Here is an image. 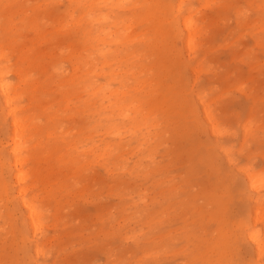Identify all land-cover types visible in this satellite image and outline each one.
<instances>
[{
    "label": "rangeland",
    "instance_id": "1",
    "mask_svg": "<svg viewBox=\"0 0 264 264\" xmlns=\"http://www.w3.org/2000/svg\"><path fill=\"white\" fill-rule=\"evenodd\" d=\"M164 1L169 2L170 0ZM176 2L177 0H175L173 8H168L166 12H162L156 5V0H128L124 8L119 7V9L113 11V17H115L113 19L119 22L123 19L125 24L133 22V27L131 28V30H133L132 34L140 35V39L137 38L133 42L128 43V41H123L124 43L116 48V52L120 54L116 59H121L123 61L122 66L124 68L129 67L130 71H133L134 74V77L131 75L125 78L128 91H126V95L122 99L126 101V106L131 104L133 110L137 109L136 106L141 107L142 116H140V122L143 123L142 126L149 127V131L143 128L140 133L141 135H148L149 132L151 133V135H148L150 137L148 143H150L144 146L142 150L144 152L142 154H152L156 163L151 166V169L149 168L145 172H139L141 170H130L132 173L129 174L126 172V174H122L119 170L114 169L113 171L110 165L108 166L111 167V171H106L107 166L104 165L103 161L94 158L95 156L91 154L92 152L80 154L79 151L82 149L81 146L78 147L77 151L73 148L82 145V143H79V135L81 131H84V129H80L83 119L87 121L86 125L88 129L93 127V131L95 127L105 126L108 122L106 120H98L97 116L88 117L84 115L85 117L83 118H81L82 115L80 114L76 116L73 110L78 102L77 100L69 99L72 96H69L71 94H68L69 92L67 93V86H64L66 84L65 80L66 78L69 79L72 70L69 66V62L63 61V57L65 56L62 57V55H59L58 49H60L59 46L62 45L63 42H68L70 39L64 35L61 36L58 34L54 36L50 34L49 26L55 23L50 14L61 12L67 5L66 0H52L49 1L48 4H45L43 0L27 1L28 8L36 9L32 15L44 14L45 11L48 12V14L41 19V23L39 24L40 30L44 34V39L42 40H40L38 34L28 26L18 30V34L16 35L12 33L7 34L8 36L6 39L4 38L3 32H1L4 42L10 45V63L18 62L32 69L31 80L28 83H32L34 86H30L28 83L20 84V86L25 89L23 102H29L32 100L31 94L35 95L36 97L32 101L34 103V112L38 115V120L42 123L43 130L46 131L48 129L54 132L50 140L45 136L41 137L39 142H46L44 146L39 149L37 156L39 159H37L36 162L38 167V179L35 190H37L36 193L39 195V199L42 198V209L45 213L46 223L49 224L47 233L53 241L47 243V245L49 244L48 246H45V250H49V252L45 258L46 262L44 264H115L116 262V264H205L204 258L208 256L213 257L211 264L264 263V257H262L261 261L257 260L253 253L252 245H250L251 243L246 238L242 237L243 228L238 223L239 221H243L245 224H248L247 227L250 230L259 228L262 233L261 236L264 237V230L261 229L262 227L257 225L254 227L251 217H249V215H244V213L247 214L249 209L250 204H248L247 196L248 193L251 192L247 191L244 194L239 192L241 175L237 174L236 178L234 177L233 181H230L229 193L231 196H224L221 194V189H216L218 182L217 174H214L210 170L208 160H203L202 158L207 152L213 153L215 156V163L220 167L219 177L223 178L225 184H227L230 179V176L226 174H234V169L230 171L232 167L228 165L224 154L221 152L220 146L230 149V154L237 165L249 164L254 169L264 170V0H186L181 12L176 11ZM151 10H153V12L148 14ZM188 13L195 18L201 28L196 36L198 49L193 54H188V52L185 51V31L181 24L182 17H185ZM14 20L13 23L15 22L16 28H19V18ZM5 22L2 21L4 25ZM259 29L261 31H259ZM119 32L122 33L123 30L120 29ZM137 48L139 49L136 50ZM170 49L171 54L168 53ZM47 50H49V52H46ZM239 50L241 51L239 52ZM24 51L26 53H24L25 56L23 55V58L20 53ZM200 65L203 70L207 69V73L201 70V73L195 76L192 72V68H198ZM116 66L117 65L108 66L105 70L107 72L108 70L112 71V69L117 71L115 69ZM123 70L125 69L122 68V71ZM9 77L12 81H17L13 74H9ZM93 79H96L97 82L102 84L106 81L105 77L102 75H98ZM35 86L38 87L35 88ZM117 86L118 84L116 82H111L110 87L112 89ZM238 86L243 87L241 89L242 94L240 90L239 92L234 90L235 87L238 89ZM229 88L234 89L229 90ZM69 89L72 90L74 88L69 87ZM260 93H262V95ZM196 95L203 96L206 102H208V100L210 102V100L213 99L212 102H210L213 106V113L218 119L220 127L224 130H228L225 135L222 137H215L206 128L207 124L199 109V104L196 99L198 96ZM67 99L69 102L66 101ZM35 105L43 109L46 108V110H40L38 107H35ZM66 105L68 110H64ZM53 113L54 119L48 117ZM49 119L54 121H49ZM117 119L115 121L120 123ZM248 120H250L253 131L250 136L246 137V140L243 141L244 134L242 125ZM126 122H130V120L127 119ZM5 131L6 125L4 127L0 126V145L2 146L6 145L4 141L6 135ZM98 132H100V128ZM64 133H66L65 138L62 139L60 135ZM95 134H93L94 140L97 139L95 144H99V137ZM50 141L52 144L49 149ZM54 143L58 144V146H54ZM135 154H126L129 156L127 160L129 167H131L136 160ZM155 165H157V167ZM2 168L3 167L0 165V177L4 176L6 178L8 175L7 171L5 168ZM145 173L147 175L144 177L143 174ZM151 174L153 177H151ZM139 176L142 178L144 177V179H141ZM96 180L99 182H96ZM135 183L137 184L135 185ZM159 183H161L160 186H158ZM131 184L135 190L132 189L133 187ZM104 186L106 187L105 189ZM143 190H146V193L152 197L153 195L158 196L159 194L166 195L163 196L165 202L161 199L160 203L166 206L167 210L164 209L163 213L167 211V216L164 218L165 220L163 219L159 224L154 222L156 221L155 219L150 221V217H148L149 215L146 214V212H142L139 217H133V215H135L134 212H136V210H141V207L138 204L136 206L133 205L129 197L138 198V195L136 196L135 194ZM151 190L154 191L152 192ZM131 192L132 195H130ZM98 195L100 197H98ZM14 196L15 192L13 190L8 192V195L0 197V253L2 254H0V264H23V252L30 246V243L22 239L21 228L23 227V223L20 214L21 209L17 202V198ZM119 197L121 199H119ZM214 198H216V200ZM129 200L130 202L128 203L127 201ZM186 200L189 201L187 202ZM11 203L12 205H10ZM98 203V206L102 207L99 208L97 206ZM149 203L150 202L147 201V209L151 205ZM160 203L151 205L150 210L152 208L158 209L161 207L162 205H159ZM172 204L173 206H171ZM210 204L211 206H209ZM112 207L113 209L110 210ZM215 207H220L223 210L221 209L218 214L209 213V209ZM114 208L116 211H114ZM84 213H86V215ZM95 213L99 215V217L101 214L102 218H99ZM114 213H117V217ZM111 217L115 219L113 218L111 220ZM216 218L218 220L220 218V221L218 222ZM224 219L226 220L223 221ZM168 220L173 222H168ZM137 221H140V223ZM55 222H58V224H54ZM117 223L121 228L117 227ZM149 223L152 224L149 225ZM125 225L128 226L126 227ZM62 226L63 228H61ZM78 227L83 228L79 229ZM154 227L156 230H153ZM238 227L241 228L239 229ZM129 228L134 230L136 235L139 234V236H137L138 240L129 241L124 238L125 233L131 231ZM102 229L103 231H101ZM99 231L101 234H99ZM55 233L57 235H55ZM109 233L111 234L109 235ZM141 233L147 235H140ZM176 233H178V235ZM113 234L115 235L113 236ZM30 235L29 233L27 236ZM121 236L123 238H121ZM237 236H239L238 239L235 238ZM220 237L225 239V244L223 246L229 251L228 255L226 254L230 259L229 263H223L220 257H218V255L222 256L218 248L212 247ZM38 238L40 240L41 235H39ZM89 238H91V241H89ZM81 239L83 240L81 241ZM94 241L96 242L93 243ZM97 242L98 245L96 244ZM142 244L146 246L144 247ZM151 245L152 247H150ZM155 245L156 247H154ZM49 246L51 247L49 248ZM177 246L179 247L177 248ZM160 251H163L162 253H164V255H162ZM183 251L186 252L182 253ZM175 253L177 254L175 255ZM108 254L109 257H107ZM136 255L138 257H136ZM92 256L94 257L92 258ZM127 256L129 258H127ZM55 258L58 259L56 260ZM119 259L120 261L118 262ZM112 260L113 262H111Z\"/></svg>",
    "mask_w": 264,
    "mask_h": 264
},
{
    "label": "bare ground",
    "instance_id": "2",
    "mask_svg": "<svg viewBox=\"0 0 264 264\" xmlns=\"http://www.w3.org/2000/svg\"><path fill=\"white\" fill-rule=\"evenodd\" d=\"M28 0H0V126L6 125V135H5V146L0 145V165L6 169L7 171V177L6 179L4 176L0 177V197L8 195V192H11L14 190L15 196L17 198V202L19 203V207L21 209V216H22V223L23 227L21 228V235L23 241L26 240L28 243H30L29 248L24 250L23 254V264H44L45 258L48 255L49 250H45V246L47 243H50L51 237H49L47 230L49 228V224L46 223L45 219V213L42 209V202L41 199H39V195L36 193L37 190V179H38V167H37V159H39L38 153L39 149L44 146L45 142H39L41 140L42 136L47 137L49 140L50 137L54 135V132L51 130H43L42 123L38 120V115L34 112V103L32 102L35 99V95H32L31 92V99L29 102L24 103L23 102V94L25 93V89L20 86L21 83H28L31 80L32 76V69L29 68V66H23L21 63L14 62L10 63V45L3 40L4 38L8 36L7 34L12 33L14 35L18 34V30L21 28L28 26L29 28L33 29L36 34H38V37L40 40L44 39V34L40 30V23L41 19L48 14L47 11H45L44 14H34L32 13L36 10L35 8H28ZM49 1L52 0H43L45 4H48ZM67 5L61 12H54V14H50L52 16V20L55 22L53 25L49 26L50 34L52 35H58L61 36L64 35L67 38L70 39L68 42H63L62 45H60V49H58L59 55L65 56L63 57V61L69 62V66L71 67L72 74L70 75L69 79L66 78L65 82L66 84L64 86H67V93L71 94L69 96V99L77 100L78 104H76L74 111V114L78 116L79 114L82 115L81 118L85 117L84 115H87L88 117L91 116H97L98 120H106L108 123L105 124V126L102 127H95V130L93 131L92 128L88 129L87 127V121L83 119L81 122L82 127L80 129H84V131H81V134L79 135V143H82V145H78L73 147L76 151L79 146L82 147V149L79 151L80 154H88L89 152H92L91 154L95 156L99 161H103L104 165L107 166L106 171H109L112 167L113 171L119 170L122 174L126 172L132 173L130 170L139 171V172H145L147 169H151L154 165L155 160L152 154H142L144 151V146L148 143L150 137L148 135H151L149 132L148 135H141L140 131L145 128L148 129L147 126H142V122H140L142 116L141 113V107L136 106L137 109L133 110V106L131 104H128L129 106H126V101L122 98L125 97L126 91H128V85L125 81V78L127 76H133V71H130L129 67L124 68L122 66V60L116 59V57L120 54L116 52V48L120 45H122L123 41H128V43L135 41L137 38L140 39V35L132 34L133 30L131 28L133 27V22H129L125 24V21L121 19V21H117L116 19H113V11L116 9H119V7L124 8L125 3L128 0H66ZM186 0H177L176 2V11L181 12L182 7L184 5ZM52 3V2H51ZM207 4V3H206ZM149 5V4H148ZM156 5L162 12H166L167 9H171L175 5V0H170L169 2H165L164 0H156ZM240 5V4H239ZM38 6V5H37ZM57 9V8H56ZM130 11V10H129ZM153 10L149 11L148 14L152 13ZM249 12V11H248ZM228 13V12H227ZM158 15V14H157ZM230 16V15H229ZM228 17V16H227ZM20 20V27L16 28V25L13 23L14 19ZM112 18V19H111ZM51 20V22H52ZM251 20V19H250ZM2 21H6L5 25L2 23ZM15 21V20H14ZM17 21V20H16ZM182 27L185 31V39H184V46L186 48V52L188 54H193L198 49V44L196 42V36L199 32L200 25L195 20V18L188 13L185 17H182ZM125 24V25H124ZM144 25V24H143ZM246 26V25H245ZM122 29L123 32L120 33L119 30ZM32 30V31H33ZM259 31H261L259 29ZM201 36V35H200ZM219 36V35H218ZM62 38V37H61ZM213 38V37H212ZM211 39V38H210ZM212 40V39H211ZM9 42V41H8ZM140 42V41H139ZM138 42V43H139ZM257 42V41H256ZM255 45V44H254ZM47 46V45H46ZM257 46V45H256ZM43 47V46H42ZM123 47V46H122ZM125 47V46H124ZM137 48L136 50H138ZM217 49V48H216ZM242 49V48H240ZM135 50V51H136ZM212 50V49H211ZM241 50H239L240 52ZM20 52V51H19ZM46 52H49L47 50ZM24 52H21V57H23ZM126 53V52H125ZM168 53L171 54V49L168 51ZM222 53V52H221ZM187 54V53H186ZM187 54V55H188ZM39 55V54H38ZM25 56V55H24ZM50 56V55H49ZM45 57V56H44ZM61 57V58H62ZM192 57V56H191ZM24 58V57H23ZM50 58V57H49ZM189 58V57H188ZM21 59V58H19ZM26 59V58H25ZM202 59V58H201ZM62 60V59H61ZM28 61V60H27ZM193 61V60H192ZM43 62V61H41ZM221 62V61H220ZM199 64V63H198ZM117 65L115 67V70L112 69V71L108 72L105 70L106 67ZM128 65V63H127ZM197 66V65H196ZM98 67V68H97ZM191 67V66H190ZM235 67V66H234ZM122 68L125 69L122 71ZM163 69V68H162ZM193 73L195 76H197L199 73H201V70L203 68L201 67H195L192 68ZM242 70V69H241ZM240 70V71H241ZM130 72V74H129ZM167 72V71H166ZM191 72V73H192ZM204 73H207V69L203 70ZM244 72V71H243ZM9 74H13L17 81L14 82L10 79ZM120 74V75H119ZM167 74V73H166ZM213 74V73H212ZM241 74V73H240ZM243 74V73H242ZM98 75H102L105 77L106 81L105 83H99L96 79H93L94 77H97ZM53 76V75H52ZM222 76V75H221ZM244 76V75H243ZM54 77V76H53ZM156 78V77H155ZM116 82L118 84L117 87L111 88V82ZM245 81V80H244ZM261 83V82H260ZM264 84V83H263ZM30 86H34L32 83H28ZM38 86H35L37 88ZM69 87H73L74 89L70 90ZM34 88V87H33ZM243 87H239L238 89H234L236 91L241 92V89ZM130 89V88H129ZM134 89V88H132ZM34 91V90H33ZM235 91V92H236ZM222 93V92H221ZM224 93V91H223ZM196 94V93H195ZM242 94V92H241ZM245 94V93H244ZM262 95V93H260ZM198 96V95H196ZM225 97V96H224ZM199 109L202 113V116L207 124L206 128L209 130V132L214 135L215 137H222L226 134L228 130H224L222 127H220V123L216 116L213 113V106L210 102L212 100H208L206 102L203 99V96L196 97ZM217 99V98H216ZM214 99V100H216ZM42 100V99H41ZM66 101L69 102L67 99ZM31 103V106H30ZM46 106V105H45ZM145 106V105H144ZM228 106V105H227ZM232 106V105H231ZM35 107H38L35 105ZM40 110H46V108L38 107ZM64 110H68L67 105L64 108ZM199 111V112H200ZM246 113V112H245ZM244 114V113H242ZM73 115V114H72ZM46 116V115H45ZM74 116V115H73ZM51 119H54V113L50 116ZM243 117V116H242ZM67 118V117H66ZM118 118V119H117ZM161 118V117H160ZM57 119V118H56ZM71 119V118H70ZM119 120V122H116L115 120ZM132 120V122H126V120ZM139 119V120H138ZM159 119V118H158ZM199 119V118H198ZM197 119V120H198ZM200 120V119H199ZM198 120V121H199ZM241 120V119H240ZM49 121H54L50 120ZM116 123H115V122ZM164 121V120H163ZM162 123V122H161ZM239 123V122H238ZM99 125V124H98ZM241 126V125H240ZM243 141L246 140V137H249L250 134L253 131V128L250 125V120L243 123ZM241 126V127H242ZM100 128V132L99 131ZM74 131V130H73ZM197 131V130H196ZM201 131V130H200ZM96 133V134H95ZM98 133V134H97ZM65 134L60 135L62 139L65 138ZM76 134V133H75ZM97 135L99 144H95L96 140H94V135ZM193 135V134H192ZM197 135V134H196ZM211 135V136H212ZM191 136V135H190ZM189 136V137H190ZM260 136V135H259ZM59 137V138H60ZM67 137V136H66ZM193 137V136H192ZM2 138V137H1ZM58 138V136H57ZM209 138V137H208ZM77 139V138H76ZM44 140V139H43ZM188 140V138H187ZM240 140V139H239ZM53 141V140H52ZM64 141V140H63ZM3 142V141H2ZM64 143V142H62ZM150 143V142H149ZM148 143V144H149ZM52 142H49V149L51 148ZM67 144V143H66ZM73 144V143H72ZM214 144V143H213ZM220 144V143H218ZM242 144V143H241ZM240 144V145H241ZM216 145V144H215ZM54 146H58V144L54 143ZM80 147V148H81ZM203 148V147H202ZM221 152L224 154V157L230 167H232L234 174H226L227 176H230V179L227 184L224 183L223 178L219 177V170L220 167L215 163V156L213 153H206L205 156H202L203 160H208V166L210 167V170L217 174V186L216 189H221V194L224 196H231L229 193L230 189V181H233V178H236L237 174L241 175V183L239 192L245 193L247 191L251 192L248 193L247 200L249 205V209L247 211V214L252 219V223L254 227L261 226L264 230V170H258L254 169L251 165H237L234 162V159L232 158L230 154V149L224 146H220ZM240 148V147H239ZM246 148V147H245ZM250 148V147H249ZM67 149V148H66ZM37 150V152H36ZM68 150V149H67ZM211 150V149H210ZM216 150V149H215ZM208 151V150H207ZM45 152V151H44ZM49 152V150H48ZM63 152V151H62ZM70 153V152H69ZM68 153V154H69ZM94 153V154H93ZM132 153V155H136V160L133 162L132 166L129 167L127 164L128 157L126 154ZM45 154V153H44ZM155 154V153H154ZM183 155V154H182ZM131 156V155H130ZM236 156V155H235ZM92 157V156H91ZM238 157V155H237ZM241 157V156H240ZM91 159V158H90ZM130 159V158H129ZM132 159V158H131ZM111 160V161H110ZM161 160V158H160ZM241 160V159H240ZM83 161V160H82ZM258 161V160H257ZM55 162V161H54ZM72 162V161H71ZM95 162V161H94ZM177 162V161H176ZM68 163V162H67ZM79 163V162H78ZM98 163V162H96ZM56 164V162H55ZM91 164V163H90ZM94 164V163H93ZM163 164V162H162ZM239 164V163H238ZM244 164V163H243ZM257 164V163H255ZM260 164V163H259ZM53 165V164H52ZM110 165L111 167H109ZM180 165V164H179ZM198 165V164H197ZM56 166V165H55ZM97 166V165H96ZM99 166V165H98ZM157 167V165H155ZM49 167V166H48ZM78 167V166H77ZM102 167V166H101ZM105 167V166H104ZM188 167V166H187ZM228 167V166H226ZM229 167V168H230ZM255 167V165H254ZM2 168V169H3ZM73 168V167H72ZM186 168V167H185ZM197 168V167H196ZM223 168V167H222ZM225 168V167H224ZM256 168V167H255ZM76 169V168H75ZM182 169V168H181ZM69 170V168H68ZM67 170V171H68ZM104 170V168H103ZM175 170V169H174ZM184 170V169H183ZM202 170V169H201ZM223 170V169H222ZM64 171V170H63ZM96 171V170H95ZM105 171V172H106ZM111 171V170H110ZM227 171V170H226ZM72 172V171H71ZM163 172V171H162ZM228 172V171H227ZM96 173V172H95ZM134 173V172H133ZM157 173V172H156ZM161 173V172H160ZM186 173V172H185ZM83 174V173H82ZM97 174V173H96ZM117 174V173H115ZM74 175V174H73ZM101 175V174H100ZM109 175V174H108ZM121 175V174H120ZM118 175V176H120ZM142 175V174H141ZM147 174H143L145 177ZM156 175V174H155ZM60 176V175H59ZM72 176V175H70ZM123 176V175H122ZM132 176V175H131ZM163 176V175H162ZM130 177V176H129ZM136 177V176H135ZM140 177V176H139ZM144 177H140L141 179H144ZM151 177L152 174H151ZM150 177V178H151ZM159 177V176H158ZM54 178V177H53ZM103 178V177H102ZM108 178V177H107ZM133 178V177H132ZM131 178V179H132ZM149 178V176H148ZM179 178V177H178ZM214 178V177H213ZM221 178V179H220ZM71 179V178H69ZM91 179V178H90ZM112 179V178H111ZM120 179V178H118ZM128 179V178H127ZM139 179V178H138ZM232 179V180H231ZM64 180V179H63ZM103 180V179H102ZM117 180V179H116ZM169 180V179H168ZM62 181V180H61ZM80 181V180H79ZM85 181V180H84ZM92 181V179H91ZM90 181V182H91ZM98 180H96L97 182ZM107 181V179H106ZM105 181V182H106ZM124 181V180H123ZM151 181V180H150ZM157 181V179H156ZM163 181V180H162ZM166 181V180H165ZM59 182V181H58ZM99 182V181H98ZM118 182V180H117ZM127 182V181H126ZM132 182V180H131ZM129 182V183H131ZM146 182V181H145ZM167 182V181H166ZM134 183V180H133ZM138 183V182H137ZM135 183V185L137 184ZM141 183V182H140ZM147 183V182H146ZM156 183V182H155ZM168 183V182H167ZM170 183V182H169ZM55 184V182H54ZM66 184V183H65ZM80 184V183H79ZM101 184V182H100ZM127 184V183H126ZM139 184V183H138ZM152 184V183H151ZM161 183L158 184L160 186ZM165 184V183H164ZM95 186L94 184H92ZM91 185V186H92ZM117 185V184H116ZM121 185V184H120ZM128 185V184H127ZM132 185V184H131ZM184 185V184H183ZM182 185V186H183ZM92 186V187H93ZM109 186V185H108ZM125 186V185H124ZM130 186V185H129ZM141 186V185H140ZM139 186V187H140ZM144 186V184H143ZM156 186V185H155ZM166 186V185H165ZM99 187V185H98ZM103 187V186H102ZM118 187V186H117ZM123 187V186H122ZM133 187V185H132ZM138 187V188H139ZM176 187V186H175ZM106 187L104 186V189ZM109 188V187H107ZM119 188V187H118ZM121 188V187H120ZM124 188V187H123ZM147 188V187H146ZM162 188V187H161ZM179 188V186H178ZM198 188V187H197ZM11 189V190H10ZM91 189V188H90ZM89 189V190H90ZM94 189V188H93ZM110 189V188H109ZM108 189V190H109ZM127 189V188H126ZM133 190L134 187L132 188ZM150 189V188H149ZM78 190V189H77ZM103 190V188H102ZM107 190V192H108ZM125 190V188H124ZM87 191V188H86ZM93 191V190H90ZM89 191V193H90ZM96 191V190H95ZM130 191V190H128ZM149 191V190H148ZM152 191V190H151ZM154 191V190H153ZM152 191V192H153ZM176 191V189H175ZM173 191V192H175ZM40 192V191H39ZM59 192V191H58ZM68 192V191H67ZM74 192V191H73ZM113 192V191H112ZM111 192V193H112ZM125 192V191H123ZM121 192V193H123ZM189 192V191H188ZM76 193V192H75ZM95 193V192H94ZM100 193V192H99ZM103 193V192H102ZM110 193V194H111ZM127 193V191H126ZM166 193V192H165ZM168 193V192H167ZM179 193V192H178ZM181 193V191H180ZM179 193V194H180ZM84 194V193H83ZM98 194V193H96ZM109 194V193H108ZM119 194V193H118ZM117 194V195H118ZM125 194V193H124ZM129 194V193H128ZM158 194V193H156ZM155 194V195H156ZM173 194V193H172ZM178 194V195H179ZM80 195V194H79ZM114 195V196H117ZM132 195V192L131 194ZM138 198H133L132 196L129 197L132 200L133 205H140L141 210H136L134 212L135 215L133 217H139L140 214L143 212H146L150 217V221H154L155 223L159 224V222H162L164 218L167 216L166 213H163L164 209H166V206L162 205L160 203L161 199H163V196H166L164 194H159L158 196H150L146 193V190H143L142 192H139ZM177 195V193H176ZM201 195V194H199ZM89 196V195H88ZM106 196V195H105ZM123 196V195H122ZM171 196V195H170ZM169 196V197H170ZM192 196V195H191ZM190 196V197H191ZM209 196V195H208ZM12 197V196H11ZM56 197V196H55ZM65 197V196H64ZM78 197V196H77ZM91 197V195H90ZM98 197H100L98 195ZM112 197V196H110ZM177 197V196H176ZM175 197V199H176ZM187 197V196H186ZM207 197V196H206ZM205 197V199H206ZM48 198V196H47ZM57 198V197H56ZM61 198V197H60ZM68 198V196H67ZM80 198V197H79ZM88 198V197H87ZM116 198V197H114ZM118 198V197H117ZM168 198V197H167ZM180 198V197H179ZM15 199V198H14ZM45 199V198H44ZM78 199V198H77ZM109 199V198H108ZM119 199H121L119 197ZM160 199V200H159ZM166 199V198H165ZM173 199V198H172ZM171 199V201H172ZM216 200V198H214ZM75 200V198H74ZM81 200V199H79ZM85 200V199H84ZM164 200V199H163ZM170 200V199H169ZM202 200V199H201ZM3 201V200H1ZM48 201V200H47ZM46 201V202H47ZM51 201V200H49ZM73 201V200H72ZM71 201V202H72ZM77 201V200H76ZM99 201V200H98ZM104 201V200H103ZM112 201V200H111ZM147 201H149L151 205H154L155 203H160L159 205H162L158 209L152 208L150 210V206L147 209ZM179 201V200H178ZM187 201V200H186ZM189 201V200H188ZM187 201V202H188ZM208 201V200H206ZM57 202V201H56ZM59 202V201H58ZM66 202V201H65ZM70 202V203H71ZM83 202V201H82ZM89 202V201H88ZM86 202V203H88ZM93 202V201H91ZM90 202V203H91ZM95 202V201H94ZM107 202V199H106ZM115 202V201H114ZM126 202V201H125ZM128 203L130 202L127 201ZM165 202V200H164ZM196 202V200H195ZM78 203V202H77ZM100 203V202H99ZM97 204V206L99 205ZM104 203V202H103ZM102 203V205H103ZM124 203V202H123ZM175 203V202H174ZM215 203V202H213ZM107 204V203H106ZM170 204V203H169ZM192 204V203H191ZM202 204V203H201ZM222 204V203H221ZM3 205V204H2ZM12 205V203L10 204ZM66 205V204H65ZM68 205V204H67ZM101 205V204H100ZM120 205V204H119ZM124 205V204H123ZM122 205V206H123ZM176 205V204H175ZM5 206V205H4ZM76 206V203H75ZM80 206V205H78ZM85 206V204H84ZM114 206V205H113ZM117 206V205H116ZM132 206V205H130ZM168 206V205H167ZM173 206V204L171 205ZM170 206V207H171ZM182 206V205H181ZM185 206V205H184ZM187 206V205H186ZM211 206V204L209 205ZM2 207V206H1ZM74 207V206H73ZM86 207V206H85ZM99 207V206H98ZM102 207V206H100ZM99 207V208H100ZM118 207V206H117ZM138 207V206H137ZM169 207V206H168ZM180 207V205H179ZM196 207V206H195ZM3 208V207H2ZM93 208V207H92ZM107 208V207H106ZM125 208V207H124ZM129 208V207H128ZM133 208V207H132ZM175 208V207H174ZM184 208V207H182ZM189 208V207H188ZM194 208V207H193ZM191 208V209H193ZM201 208V207H200ZM11 209V208H10ZM16 209V208H15ZM113 207L110 209L112 210ZM127 209V208H126ZM177 209V207H176ZM175 209V210H176ZM222 208L215 207L210 208L209 213L218 214L220 213ZM8 210V209H7ZM85 210V209H84ZM83 210V211H84ZM109 210V209H108ZM167 210V209H166ZM180 210V209H179ZM187 210V209H186ZM194 210V209H193ZM192 210V212H193ZM223 210V209H222ZM244 210V209H243ZM12 211V210H11ZM53 211V210H52ZM57 211V210H56ZM114 211L115 208H114ZM121 211V210H120ZM208 211V210H207ZM1 212V211H0ZM87 212V211H86ZM112 212V211H111ZM175 212V211H174ZM184 212V211H182ZM200 212V211H199ZM197 212V213H199ZM229 212V211H228ZM89 213V212H88ZM100 213V212H99ZM113 213V212H112ZM123 213V212H122ZM125 213V212H124ZM129 213V212H128ZM127 213V215H128ZM176 213V212H175ZM196 213V212H195ZM57 214V213H56ZM86 215V213H84ZM96 214V213H95ZM94 214V215H95ZM115 214V213H114ZM117 214V213H116ZM115 214V216H116ZM130 214V213H129ZM174 214V213H173ZM186 214V213H185ZM1 215V214H0ZM16 215V214H15ZM93 215V214H92ZM97 215V214H96ZM105 215V214H104ZM103 215V216H104ZM126 215V216H127ZM143 215V214H142ZM158 215V216H157ZM187 215V214H186ZM192 215V214H191ZM239 215V214H238ZM3 216V215H2ZM19 216V215H18ZM53 216V215H52ZM99 217V215H97ZM107 216V215H106ZM124 216V215H123ZM170 216V215H169ZM176 216V215H174ZM189 216V215H188ZM228 217V215L226 214ZM88 217V216H87ZM93 217V216H92ZM101 217V214H100ZM99 217V218H100ZM117 217V216H116ZM181 217V216H180ZM193 217V216H192ZM202 217V216H201ZM224 217V216H223ZM241 217V216H240ZM243 217V216H242ZM248 217V216H247ZM20 218V217H19ZM102 218V217H101ZM106 218V217H105ZM114 218V217H113ZM111 217V220L113 219ZM158 218V219H157ZM182 218V217H181ZM231 218V217H230ZM235 218V217H234ZM239 218V217H238ZM245 218V217H244ZM82 219V218H81ZM89 219V218H88ZM96 219V218H95ZM104 219V218H103ZM109 219V218H108ZM115 219V218H114ZM129 219V218H128ZM137 219V218H136ZM146 219V218H145ZM168 219V218H167ZM199 219V218H198ZM197 219V220H198ZM217 219V218H216ZM241 219V218H240ZM5 220V219H4ZM9 220V218H8ZM15 220V219H14ZM19 220V219H16ZM80 220V219H79ZM118 220V219H117ZM125 220V219H123ZM122 220V221H123ZM144 220V219H143ZM165 220V219H164ZM170 220V219H169ZM168 222H173L169 221ZM218 220V219H217ZM224 219L223 221H225ZM228 220V218H227ZM231 220V219H230ZM6 221V220H5ZM78 221V220H77ZM83 221V220H82ZM103 221V220H102ZM121 221V220H120ZM149 221V220H148ZM196 221V219H195ZM194 221V222H195ZM220 221V218L218 222ZM232 221V220H231ZM247 221V220H246ZM245 221V222H246ZM99 222V221H98ZM106 222V221H105ZM127 222V221H126ZM131 222V221H129ZM140 223V221H137ZM136 222V223H137ZM222 222V221H221ZM19 223V222H18ZM21 223V224H22ZM53 223V222H52ZM104 223V222H103ZM112 223V222H111ZM119 223V222H118ZM118 223L116 225H118ZM134 223L135 225H138ZM143 223V222H142ZM240 226L243 228L242 237L246 238L252 245V250L254 255L256 256L257 260H262L263 254H264V237L261 236V230L258 229H249L247 227L248 224H245L243 221L238 222ZM14 224V223H13ZM16 224V222H15ZM14 224V225H15ZM54 224H58V222H55ZM133 224V226H134ZM145 224V223H143ZM142 224V225H143ZM152 223H149V225ZM161 224V223H160ZM192 224V223H191ZM208 224V223H207ZM233 224V223H231ZM70 225V224H69ZM101 225V224H100ZM111 225V224H110ZM130 225V224H129ZM141 225V224H139ZM154 225V224H153ZM165 225V224H164ZM172 225V224H171ZM176 225V224H174ZM205 225V224H204ZM223 225V222H222ZM221 225V227H222ZM51 226V225H50ZM54 226V225H53ZM79 226V225H78ZM108 226V225H107ZM115 226V225H113ZM126 226V225H125ZM128 226V225H127ZM126 226V227H127ZM163 226V225H162ZM161 226V227H162ZM166 226V225H165ZM188 226V225H187ZM193 226V225H192ZM203 226V225H202ZM210 226V224H209ZM208 226V227H209ZM1 227V225H0ZM65 227V226H64ZM67 227V226H66ZM95 227V225H94ZM116 227V226H115ZM114 227V229H115ZM119 227V225L117 226ZM124 227V226H123ZM132 227V226H130ZM136 227V226H135ZM139 227V226H138ZM146 227V226H145ZM175 227V226H174ZM179 227V226H178ZM190 227V226H189ZM196 227V226H194ZM192 227V228H194ZM207 227V228H208ZM218 227V226H217ZM220 227V226H219ZM63 228V226L61 227ZM79 229L83 227H78ZM102 228V227H101ZM100 228V229H101ZM109 228V227H108ZM121 228V227H119ZM160 228V226H159ZM166 228V227H165ZM173 228V226H172ZM171 228V229H172ZM176 228V227H175ZM186 228V227H185ZM227 228V227H225ZM239 228V227H238ZM241 228V227H240ZM239 228V229H240ZM99 229V228H98ZM112 229V227H111ZM113 229V231H114ZM117 229V228H116ZM128 229V228H127ZM131 228H129L130 230ZM137 229V228H135ZM146 229V228H145ZM152 229V228H150ZM155 227L153 228V230ZM161 229V228H160ZM164 229V228H163ZM174 229V228H173ZM221 229V228H219ZM1 230V229H0ZM123 230V229H121ZM120 230V231H121ZM156 230V229H155ZM189 230V229H188ZM192 230V229H191ZM205 230V228H204ZM208 230V229H207ZM214 230V229H213ZM248 230V231H247ZM262 230V231H263ZM8 231V229H7ZM11 231V230H10ZM54 231V230H53ZM56 231V230H55ZM92 231V230H91ZM95 231V230H94ZM98 231V230H97ZM103 231V229L101 230ZM110 231V232H113ZM125 231V230H124ZM138 231V230H137ZM159 232V230L157 229ZM162 231V230H161ZM160 231V232H161ZM167 231V229H166ZM239 231V230H238ZM52 232V231H51ZM100 232V231H99ZM118 232V231H117ZM123 232V231H122ZM121 232V233H122ZM149 232V231H148ZM175 232V231H174ZM180 232V231H179ZM183 232V231H182ZM195 232V231H194ZM205 232V231H204ZM215 232V231H214ZM223 232V231H222ZM6 233V232H5ZM31 234L30 236H27L28 234ZM60 233V232H59ZM82 233V232H81ZM96 233V232H95ZM116 233V231H115ZM124 233V232H123ZM147 233V232H144ZM144 233H141L140 235H143ZM152 233V232H151ZM157 233V232H156ZM163 233V232H162ZM172 233V232H171ZM170 233V234H171ZM202 233V232H201ZM219 233V232H218ZM236 233V232H235ZM62 234V233H61ZM64 234V233H63ZM77 234V233H76ZM93 234V233H92ZM101 234V232L99 233ZM111 233H109L110 235ZM167 234V233H165ZM175 234V233H173ZM178 235V233H176ZM229 234V233H228ZM6 235V234H5ZM16 235V234H15ZM39 235H41V239L39 240ZM55 235H57L55 233ZM79 235V234H78ZM83 235V234H81ZM107 235V234H106ZM107 235V236H109ZM115 234H113L114 236ZM119 235V234H118ZM117 235V236H118ZM145 236L147 234H144ZM149 235V234H148ZM153 235V234H152ZM156 235V234H155ZM159 235V233H158ZM8 236V233H7ZM13 236V235H12ZM72 236V235H70ZM87 236V235H86ZM85 236V237H86ZM89 236V235H88ZM98 236V234H97ZM105 236V235H104ZM135 231L131 229V231L125 233L124 238L126 240H138ZM172 236V235H171ZM215 236V234H214ZM213 236V237H214ZM31 237V238H28ZM63 237V236H62ZM69 237V234H68ZM79 237V236H78ZM84 237V238H85ZM162 237V236H159ZM168 237V236H167ZM239 236L235 237L238 239ZM38 238V239H37ZM56 238V237H55ZM93 238V237H92ZM102 238V237H100ZM111 238V237H110ZM121 238H123L121 236ZM151 238V237H150ZM165 238V237H164ZM241 238V237H240ZM13 239V238H11ZM77 239V238H76ZM87 239V238H86ZM103 239V238H102ZM114 239V237H113ZM116 239V238H115ZM169 239V238H168ZM176 239V238H173ZM179 239V238H177ZM245 239V240H246ZM2 240V239H1ZM58 240V239H57ZM62 240V239H61ZM83 239H81L82 241ZM85 240V239H84ZM98 240V239H96ZM71 241V240H69ZM89 241H91V238H89ZM99 241V240H98ZM106 241V240H105ZM118 241V240H117ZM125 241V240H123ZM141 241V239H140ZM143 241V240H142ZM146 241V240H145ZM158 241V240H157ZM168 241V240H167ZM216 244H213L212 247H217L219 250V253L222 255H218L220 257V260L223 261V263H229L230 259L227 257L229 251L226 250V247L223 245L225 244V239L223 237H220L218 240H216ZM10 242V241H9ZM53 242V241H52ZM94 241L93 243H95ZM149 242V241H148ZM176 242V241H175ZM179 242V241H178ZM188 242V241H187ZM88 243V242H87ZM92 243V244H93ZM110 243V242H109ZM143 243V242H142ZM152 243V242H151ZM16 244V243H15ZM82 244V243H81ZM98 245V242L96 243ZM128 244V243H126ZM145 244V243H143ZM142 244V245H143ZM172 244V243H170ZM183 244V243H182ZM240 244V243H238ZM21 245V244H20ZM49 245V244H48ZM47 245V246H48ZM54 245V244H53ZM63 245V244H62ZM69 245V243H68ZM66 245V246H68ZM94 245V244H93ZM110 245V244H109ZM115 245V244H114ZM129 245V244H128ZM153 245V244H152ZM152 245L150 247H152ZM176 245V244H174ZM187 245V244H184ZM235 245V244H234ZM242 245V244H241ZM9 246V245H8ZM56 246V245H55ZM65 246V247H66ZM95 246V245H94ZM138 246V245H137ZM144 246V245H143ZM146 246V245H145ZM144 246V247H145ZM164 246V245H163ZM173 246V245H172ZM183 246V245H182ZM181 246V247H182ZM3 247V246H1ZM23 247V246H22ZM28 247V246H27ZM51 246H49L50 248ZM64 247V246H63ZM62 247V248H63ZM71 247V246H70ZM82 247V246H80ZM90 247V246H88ZM125 247V246H124ZM127 247V245H126ZM132 247V246H131ZM156 247V245L154 246ZM167 247V246H164ZM163 247V248H164ZM169 247V246H168ZM179 246H177L178 248ZM190 247V246H189ZM211 247V248H212ZM4 248V247H3ZM8 248V247H7ZM15 248V247H14ZM61 248V250H62ZM84 248V247H83ZM130 248V246H129ZM136 248V247H135ZM143 248V247H142ZM148 248V247H146ZM192 248V247H191ZM2 249V248H1ZM11 249V248H10ZM58 249V248H57ZM77 249V248H76ZM81 249V248H80ZM88 249V248H87ZM103 249V248H102ZM106 249V248H105ZM121 249V248H120ZM155 249V248H154ZM166 249V248H165ZM185 249V248H184ZM12 250V249H11ZM16 250V249H15ZM66 250V249H65ZM64 250V251H65ZM72 250V249H71ZM74 250V249H73ZM125 250V249H124ZM152 250V249H151ZM158 250V249H157ZM168 250V249H167ZM183 250V249H182ZM246 250V249H245ZM8 251V250H7ZM56 251V250H55ZM78 251V250H76ZM93 251V250H92ZM111 251V250H110ZM114 251V250H113ZM141 251V250H140ZM143 251V250H142ZM3 252V250H2ZM57 252V251H56ZM61 252V251H60ZM67 252V251H66ZM109 252V251H108ZM122 252V251H121ZM148 252V251H147ZM154 252V251H153ZM158 252V251H157ZM161 252V251H160ZM163 252V251H162ZM161 252V253H162ZM168 252V251H167ZM166 252V253H167ZM170 252V251H169ZM181 252V251H180ZM186 251H183L184 253ZM210 252V251H209ZM117 253V252H116ZM135 253V252H134ZM165 253V254H166ZM181 253V254H182ZM225 253V254H224ZM1 254V253H0ZM16 254V253H15ZM59 254V253H58ZM65 254V253H64ZM68 254V253H66ZM137 254V252H136ZM144 254V253H143ZM169 254V253H168ZM173 254V253H172ZM177 253H175L176 255ZM179 254V253H178ZM192 254V253H191ZM227 254V255H226ZM2 255V254H1ZM63 255V253H62ZM86 255V254H85ZM120 255V254H119ZM126 255V254H125ZM123 255V256H125ZM142 255V253H141ZM164 255V253H162ZM241 255V254H240ZM59 256V255H58ZM57 256V257H58ZM161 256V255H160ZM159 256V257H160ZM226 256V258H225ZM89 257V256H88ZM94 256H92L93 258ZM97 257V256H96ZM102 257V256H101ZM109 257V254L108 256ZM121 257V256H119ZM130 257V254H129ZM127 256V258H129ZM136 257H138L136 255ZM143 257V256H142ZM147 257V256H146ZM157 257V256H156ZM168 257V256H167ZM61 258V257H60ZM113 258V257H111ZM115 258V257H114ZM118 258V257H117ZM141 258V257H139ZM138 258V260H139ZM166 258V257H165ZM245 258V257H244ZM1 259V258H0ZM56 259V258H55ZM58 259V258H57ZM56 259V260H57ZM104 259V258H103ZM213 257H205L204 261L205 264H211ZM6 260V259H5ZM134 260V259H133ZM137 260V259H135ZM176 260V259H175ZM183 260V259H182ZM186 260V259H185ZM244 260V259H243ZM247 260V259H246ZM256 260V261H257ZM109 261V260H108ZM120 259L118 260V262ZM122 261V260H121ZM128 261V259H127ZM141 261V260H140ZM192 261V260H191ZM190 261V262H191ZM51 262V261H50ZM49 262V263H50ZM75 262V261H74ZM105 262V261H104ZM113 262V260L111 261ZM125 262V261H124ZM181 262V261H178ZM117 263V262H116ZM115 263V264H116ZM123 263V262H121ZM130 263V262H129ZM160 263V262H159ZM189 263V261H188ZM192 263V262H191ZM259 263V262H258ZM21 264V263H20ZM47 264V263H46ZM108 264V263H107ZM112 264V263H111ZM120 264V263H119ZM134 264V263H133ZM136 264V263H135ZM142 264V263H141ZM264 264V263H259Z\"/></svg>",
    "mask_w": 264,
    "mask_h": 264
}]
</instances>
